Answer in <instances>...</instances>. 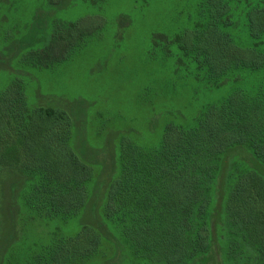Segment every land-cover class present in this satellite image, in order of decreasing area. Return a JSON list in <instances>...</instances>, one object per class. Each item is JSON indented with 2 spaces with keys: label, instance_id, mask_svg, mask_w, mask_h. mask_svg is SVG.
I'll list each match as a JSON object with an SVG mask.
<instances>
[{
  "label": "trees",
  "instance_id": "trees-1",
  "mask_svg": "<svg viewBox=\"0 0 264 264\" xmlns=\"http://www.w3.org/2000/svg\"><path fill=\"white\" fill-rule=\"evenodd\" d=\"M80 1L96 6L105 0ZM227 3L205 0L204 23L172 40L213 86L234 72L264 71V0L248 11L250 47L233 40ZM88 19L55 23L42 45L28 48L19 61L40 70L68 61L102 26ZM153 38V45L168 46L166 36ZM254 87L236 85L190 123L166 125L155 146L120 138L104 215L128 246L131 264H264V85ZM72 140L67 110L30 105L18 77L0 90V178L22 179L25 204L39 218L65 222L88 203L94 171ZM100 239L93 226L82 224L74 236L54 235L18 264L88 260Z\"/></svg>",
  "mask_w": 264,
  "mask_h": 264
},
{
  "label": "rangeland",
  "instance_id": "rangeland-1",
  "mask_svg": "<svg viewBox=\"0 0 264 264\" xmlns=\"http://www.w3.org/2000/svg\"><path fill=\"white\" fill-rule=\"evenodd\" d=\"M204 1L105 0L93 6L80 0H9L0 6V90L18 77L30 105L67 110L72 145L94 171L86 207L65 222L37 217L22 197L26 186L20 177L0 178V264L26 262L54 235L74 236L82 224L93 226L101 241L92 258L74 264H131L128 246L104 215L107 187L118 171L120 138L155 146L166 125L190 123L236 85L251 91L264 85V71L234 72L218 86L206 83L172 42L176 34L204 23ZM227 4L233 40L250 47L247 15L256 0ZM81 17L102 26L68 61L41 70L19 61L28 48L42 45L55 23ZM154 34L166 36L168 46L153 45ZM219 244L224 247L222 239Z\"/></svg>",
  "mask_w": 264,
  "mask_h": 264
}]
</instances>
